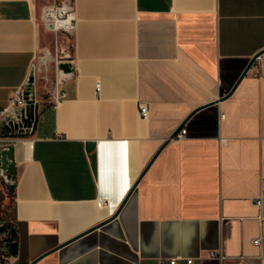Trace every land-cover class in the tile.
I'll list each match as a JSON object with an SVG mask.
<instances>
[{"label": "crops", "instance_id": "obj_1", "mask_svg": "<svg viewBox=\"0 0 264 264\" xmlns=\"http://www.w3.org/2000/svg\"><path fill=\"white\" fill-rule=\"evenodd\" d=\"M55 1L0 0V109L31 71L40 103L30 132L0 129V261L264 264V0H72L70 72L40 18Z\"/></svg>", "mask_w": 264, "mask_h": 264}, {"label": "water", "instance_id": "obj_2", "mask_svg": "<svg viewBox=\"0 0 264 264\" xmlns=\"http://www.w3.org/2000/svg\"><path fill=\"white\" fill-rule=\"evenodd\" d=\"M262 52L263 51L257 53L251 58V60L249 61L248 65L246 66L241 76L245 75L247 70L250 68L253 62L262 54ZM58 68L64 72L71 71L70 64L66 61H61L58 65ZM30 113H32L33 115V121L25 125L26 129H24L21 132H12V133L6 132L4 133V136L18 135V134L30 132L35 128L37 124L38 116L40 113V103L39 101L36 100V96H35V77L33 71L30 72L29 77L22 89V104L14 105L9 110L6 111V113L0 119V129L2 130V126L4 123L6 122L11 123L13 121H18V119L20 120L22 116H28ZM175 134L176 132L172 134L169 138H167L163 144L169 142L174 137ZM13 150L14 147L10 143H7L5 145H0V177L2 178L1 183H4L5 191L9 193H12L14 191V186H15L16 168H15ZM144 170L142 171L138 179L135 181L131 191L139 182L141 176L143 175ZM14 235H15L14 229L11 226V224L0 218V255L8 251L15 253L16 243L14 241Z\"/></svg>", "mask_w": 264, "mask_h": 264}, {"label": "built area", "instance_id": "obj_3", "mask_svg": "<svg viewBox=\"0 0 264 264\" xmlns=\"http://www.w3.org/2000/svg\"><path fill=\"white\" fill-rule=\"evenodd\" d=\"M41 19L44 25L53 30L54 32H60L65 34H72L75 24V13L72 8V0H58L50 4H46L41 9ZM65 92L55 93L53 97V103H57L65 98ZM22 104V91L17 89L13 96L10 98V107L14 105ZM138 114L140 117H146L148 114V107L146 104H140L138 109ZM5 113L4 110L0 109V117ZM185 129H180L172 139L180 140L185 135ZM1 140V138H0ZM256 203L260 205V197L256 200ZM254 242L258 243V239H255ZM210 257H217L218 255L214 252L209 253ZM162 261V259H159ZM169 264H174L176 258L168 259ZM192 258L186 259V264H191ZM0 264H5V261H0Z\"/></svg>", "mask_w": 264, "mask_h": 264}, {"label": "rangeland", "instance_id": "obj_4", "mask_svg": "<svg viewBox=\"0 0 264 264\" xmlns=\"http://www.w3.org/2000/svg\"><path fill=\"white\" fill-rule=\"evenodd\" d=\"M40 18H41V10H40ZM42 20V19H41ZM46 27V26H45ZM46 29L54 34V54L56 57L55 68L57 67V61H64L66 57L67 45L69 42L71 34H65L60 32H54L53 30L46 27ZM7 202L9 207L11 205L10 199L7 198Z\"/></svg>", "mask_w": 264, "mask_h": 264}, {"label": "flooded vegetation", "instance_id": "obj_5", "mask_svg": "<svg viewBox=\"0 0 264 264\" xmlns=\"http://www.w3.org/2000/svg\"><path fill=\"white\" fill-rule=\"evenodd\" d=\"M32 121H33V115H32V113H30L28 116H22V118H20V120L18 119V121H13L11 123H7V122L4 123L2 126V130L6 131V132H11V133L12 132H21L24 129H26L25 125L29 124ZM1 179L2 178L0 177V181H1ZM0 203H1V195H0Z\"/></svg>", "mask_w": 264, "mask_h": 264}, {"label": "trees", "instance_id": "obj_6", "mask_svg": "<svg viewBox=\"0 0 264 264\" xmlns=\"http://www.w3.org/2000/svg\"><path fill=\"white\" fill-rule=\"evenodd\" d=\"M13 195V192L12 193H9V192H6V198H10L11 196ZM8 205V204H7ZM9 206V205H8Z\"/></svg>", "mask_w": 264, "mask_h": 264}]
</instances>
